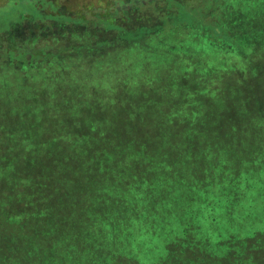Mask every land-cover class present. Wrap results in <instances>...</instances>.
Segmentation results:
<instances>
[{
	"label": "trees",
	"instance_id": "obj_1",
	"mask_svg": "<svg viewBox=\"0 0 264 264\" xmlns=\"http://www.w3.org/2000/svg\"><path fill=\"white\" fill-rule=\"evenodd\" d=\"M57 29L86 36L59 39ZM243 39L262 56L252 58ZM185 55L189 63H180ZM262 85L264 0H7L0 7V264H264V219L254 221L247 202L238 207L239 222L254 226L245 234L211 241L184 222L161 254L142 250L162 231L161 211L182 203L179 182L193 193L197 183L220 187L229 180L210 187L217 168L239 184L264 180V134L243 141L238 123L263 109ZM224 116L223 140L209 130ZM224 143L252 156L237 158ZM183 149L200 158L226 154L233 164H184ZM209 192L211 207L182 206L213 231L230 193Z\"/></svg>",
	"mask_w": 264,
	"mask_h": 264
},
{
	"label": "rangeland",
	"instance_id": "obj_2",
	"mask_svg": "<svg viewBox=\"0 0 264 264\" xmlns=\"http://www.w3.org/2000/svg\"><path fill=\"white\" fill-rule=\"evenodd\" d=\"M4 0H0V7L5 6L7 0L5 2H3ZM23 6V8L27 11L29 9L32 10L31 8V4L26 3L27 6L21 4ZM37 5V4H36ZM38 7V5H37ZM52 8L54 9L55 6L52 5ZM51 11V10H50ZM49 11V12H50ZM16 13V15H20L19 9L14 11ZM51 15H53L52 13H50ZM62 16H66L67 14L65 13H60ZM25 29V28H24ZM75 29H80L75 28ZM70 33L66 32V31H61L58 30L55 32V34L58 33V37L59 39H67V38H85L86 33L84 30H77V31H69ZM21 33L24 34L23 29L21 30ZM25 35V34H24ZM242 42H244V47L247 48L250 52L252 49L255 52L254 55H251L252 58H260L262 55L261 53H259V51H256L254 48H252V46L248 47L246 46V42L243 39ZM142 53H137L134 52L133 55H131V58H136V57H140V54ZM178 54V53H177ZM176 54V55H177ZM174 54H172V60L174 62V58L175 56ZM188 56H183L180 60V63L182 62V59L185 63H189V61L187 60ZM250 63V62H249ZM247 63V64H249ZM135 65H142L141 62H137ZM186 65V64H185ZM251 66H255V70H250L253 72L257 71V65H253L252 63L250 64ZM230 69H232V64L231 62L228 63L227 68L225 69V71H229ZM151 87L156 86V82H154L153 84L150 85ZM264 85H262L260 87V91H259V95L261 96V98L263 99V109L261 111H249V115L245 118H241L238 123L240 125V129L242 130L241 134L244 136L243 141H246L248 139H251V142H253V140L260 134H264V125L261 126L258 123L260 121H264ZM178 87V85L176 84V88ZM234 104L235 107L238 108L241 104V101L239 100V98H234ZM183 111H187L190 112L189 109H180L177 113L179 112H183ZM188 119L189 120H194V116L193 114H187ZM187 117H183V119H185ZM225 122L223 125H214L213 128H211L209 130L210 134L213 135H217L219 136L221 139H226L228 132H229V119L224 116ZM196 121V120H195ZM252 122H256V125H250L252 124ZM191 122V121H190ZM194 125V124H193ZM195 128L196 131H199V129L196 126H193ZM193 130H189V132H192ZM186 136L188 137V131H184ZM192 134V133H191ZM172 136V134L170 135ZM166 137V140L169 139V137ZM224 142V141H223ZM257 143V142H256ZM170 144V143H169ZM234 144L232 143H224L223 144V149L229 152H233L237 158H245L248 159V156H252L251 155V151H245L242 148H234L233 147ZM168 153L171 154V151L169 150V146L167 149ZM236 151V152H235ZM216 152L212 151V154L209 155L208 157H205L202 155V157L200 158L199 152H195V151H186V150H180L178 153V158L181 159L184 164H188L191 162H188L189 160L193 161L194 158H196L195 163L200 164L201 160H203L204 164L209 165V167L216 165V167L220 166H226L227 163L233 164L231 162V159L228 155L225 154L222 156H215ZM171 156V155H170ZM169 157V156H168ZM172 159V157H169ZM216 158V160H214ZM164 159V158H163ZM173 160V159H172ZM264 164V159L261 161ZM173 163L176 164V160H173ZM262 165L259 166V168H261ZM171 171H173V168H169ZM218 169V173H216V175L214 177H220V178H216L217 180L214 182V184L210 187H213L214 185H219L221 184V182L224 183V179L225 180H229L227 181L224 185L220 186V187H214V188H201L198 185H200V183H197V187H196V192L193 193L191 191H189V187L188 184H184L182 182H179L176 186V188H174V193L177 195V197H182L184 198L182 200V203H180L179 201H177L175 204L171 205L169 208L163 209L159 215L158 220L156 221H164L163 224H158L157 227L162 228V231L160 232V234H153L151 237H149V239L144 240L145 241V247L142 248L144 253H147V255L145 256H155L157 254H161V250H162V246L165 242L173 239L176 237V235L178 234V232L180 231L181 227V231L184 228L185 224H190V228L191 225L194 226L193 228V233L197 234V237H201V238H210L211 241L212 240H220L222 237V235H227L233 234V232L239 233L240 234H245L247 231H249L250 229H252L253 227L250 226H245L242 223H240L239 221H242L241 216H238V207L243 206V204L245 202L252 204L255 207V211L257 213V218L254 219V221H258L260 219H264V180L263 177H253L254 179H252V184H249V186H247L246 183L243 184H239V182H235L236 180H232L233 177H223L220 175V168ZM200 182H202V179L199 178ZM176 183V182H175ZM224 188L228 189V192H226V195H228L229 193V198L226 199V201L221 204L220 206L217 207V211H215L216 214H220L221 218L218 221V226L215 227V229H213V231H210L211 229H208V224H201L200 223V227H199V223L197 222V220H195V218L190 216H186V208L183 207L182 205H189L191 202V204H194V206L190 207V209H192L195 213H199L202 209L201 206L207 205L209 207H211V204H213L212 200L213 199V193L209 192V191H213L215 190L216 193L218 191L223 190ZM207 191H206V190ZM190 193V194H189ZM192 194V195H191ZM219 194H223V193H219ZM226 195L223 194V197ZM215 196L217 197V194H215ZM243 199L245 201H243ZM194 200V202L192 201ZM249 200V201H248ZM208 221H214V217L211 215L210 218L208 217ZM230 220V223L227 224V220ZM252 220H248L246 223H251ZM148 222L150 223V219L148 220ZM185 222V224H184ZM162 225V226H161ZM264 225V224H262ZM191 230V229H190ZM214 233H217L216 236H213ZM220 234V236H219ZM230 235V236H231ZM195 236V235H194ZM207 239V238H206ZM189 240H193V239H189ZM135 250H132V253H134ZM139 256H141V252H136Z\"/></svg>",
	"mask_w": 264,
	"mask_h": 264
}]
</instances>
